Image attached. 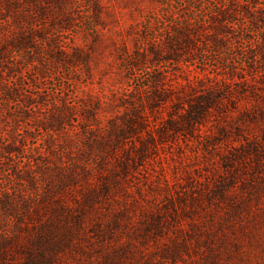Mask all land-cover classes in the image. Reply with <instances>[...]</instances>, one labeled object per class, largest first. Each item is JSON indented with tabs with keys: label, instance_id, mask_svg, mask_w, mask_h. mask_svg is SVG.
<instances>
[{
	"label": "rangeland",
	"instance_id": "374dc122",
	"mask_svg": "<svg viewBox=\"0 0 264 264\" xmlns=\"http://www.w3.org/2000/svg\"><path fill=\"white\" fill-rule=\"evenodd\" d=\"M213 3L0 0V264H264V68L212 73L202 36L168 48ZM226 10L247 48L264 9ZM204 89L219 105L182 128Z\"/></svg>",
	"mask_w": 264,
	"mask_h": 264
},
{
	"label": "trees",
	"instance_id": "16d2710c",
	"mask_svg": "<svg viewBox=\"0 0 264 264\" xmlns=\"http://www.w3.org/2000/svg\"><path fill=\"white\" fill-rule=\"evenodd\" d=\"M55 1L61 2L62 0ZM220 2L222 1L216 0V3H213V8L211 9L215 10L214 16H211L208 21L198 18H186L181 24L171 26L170 30L172 31L173 35L172 40L168 43V48L172 49L173 47H176L181 43L191 46L193 45V41H195L196 39H200L199 37L202 36L207 43H203L202 41L198 45V47L202 45V48L200 47L199 49V62L204 64L205 60L204 55L202 56V53H206V50H210L212 53L214 52L220 54L218 60H212L213 63H215L212 65V73L216 72L221 74H228L230 76L234 74L239 75L241 73L242 75H244L245 71L248 74L255 72V66L257 64H260L264 68V28H258L256 29V32H253L256 36H254V39H252L251 37L246 41L243 39L244 43L239 44H248L249 46L247 48H241L237 46L230 47L231 43H229L230 41L228 40L230 29H234V27L239 28L242 24L240 22L238 24H235L234 19L232 18L234 17L233 12H228L226 10L229 7L230 9H232L236 5L242 7L244 6L245 11L242 12V15L245 16L246 19H250L248 23H250V26L254 27L257 25V22L262 21V18L251 17L250 10L257 9L258 6H261V8L264 9V0H261V2H259V0H228V4L223 5L222 8V3ZM208 6H210V4ZM197 7L198 6L196 5L195 9H197ZM241 37L242 36H239V34L235 37L233 36V45H237V41L242 40ZM254 50H258L259 53V59L258 61H256L257 63H255V61H247L244 55V51L247 54H253ZM258 53L254 54L253 57H256ZM138 56L139 57L137 58H139V60H142V56L139 54ZM132 63V60L129 59L126 61L125 66H131ZM0 86L1 88H7L5 92L9 91V85L5 82V80L0 79ZM159 86V76H153V78H151V82L148 85L144 86L145 89H150L152 87V92L149 95L148 99L149 101L151 100L150 104L153 106L157 103V99L159 97H161L162 99V95L159 96L156 91ZM202 92L201 94H197L198 92L193 93V99L199 101L187 104V109L184 108L183 103L176 104V110H181V112H178L177 114V119H180V121L183 122L181 126L182 128H185L187 130H194L195 125L200 124L201 121L205 119L206 115L210 112L209 109L211 107H217L219 105L218 99H220L224 95L222 89H204V91ZM168 121L175 122L176 118L170 119ZM117 136L121 137L122 133L117 134ZM257 147V144H251V150H256ZM44 228H47V225ZM40 233L43 235L46 234L44 230H41ZM40 245L42 246L43 244ZM40 257H42V252L40 254Z\"/></svg>",
	"mask_w": 264,
	"mask_h": 264
}]
</instances>
